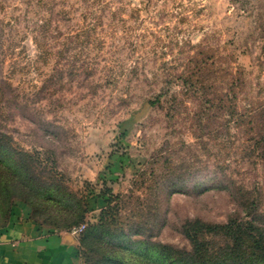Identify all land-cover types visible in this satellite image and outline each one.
Wrapping results in <instances>:
<instances>
[{
    "label": "rangeland",
    "instance_id": "obj_1",
    "mask_svg": "<svg viewBox=\"0 0 264 264\" xmlns=\"http://www.w3.org/2000/svg\"><path fill=\"white\" fill-rule=\"evenodd\" d=\"M0 24L4 76L29 116L53 124L16 113L11 133L88 198L91 223L102 192L150 198L152 240L190 250L186 221L242 215L230 182L264 211V0H0ZM171 167L186 190L147 195ZM51 220L38 218L69 232Z\"/></svg>",
    "mask_w": 264,
    "mask_h": 264
},
{
    "label": "trees",
    "instance_id": "obj_2",
    "mask_svg": "<svg viewBox=\"0 0 264 264\" xmlns=\"http://www.w3.org/2000/svg\"><path fill=\"white\" fill-rule=\"evenodd\" d=\"M3 27L0 24V228L9 224L14 207L24 203L32 210L30 218L40 226L38 218L48 221L50 217L53 225L61 222L59 226L69 231L86 224L80 235L86 264H264V211L252 192L233 182L222 189L229 190L242 215L230 218L225 224L200 219L186 221L181 233L190 242V250L152 240L157 236L149 220L156 221L161 216L157 207L149 206L150 198L148 202L134 194L126 198L109 190L102 192L98 198L104 201L105 208L98 220L91 223L89 214L93 209L88 198L73 192L61 174L52 172L40 152L20 148L11 133L9 122L16 113L40 125L43 132L53 124L29 116L30 106L22 102L4 76L6 30ZM204 69L199 68L200 74ZM183 83L191 84V81L187 77ZM176 170L168 168L156 187L153 182L145 184L147 195L151 197L154 188L159 189L158 198L163 190H168V196L186 190L184 184L188 179L175 177ZM213 188L201 184L195 190L204 194ZM134 202L137 207L131 214L135 220L122 217L123 210Z\"/></svg>",
    "mask_w": 264,
    "mask_h": 264
},
{
    "label": "crops",
    "instance_id": "obj_3",
    "mask_svg": "<svg viewBox=\"0 0 264 264\" xmlns=\"http://www.w3.org/2000/svg\"><path fill=\"white\" fill-rule=\"evenodd\" d=\"M78 241L34 222L27 206L18 203L9 224L0 228V264H82Z\"/></svg>",
    "mask_w": 264,
    "mask_h": 264
},
{
    "label": "built area",
    "instance_id": "obj_4",
    "mask_svg": "<svg viewBox=\"0 0 264 264\" xmlns=\"http://www.w3.org/2000/svg\"><path fill=\"white\" fill-rule=\"evenodd\" d=\"M85 229H86V224H82V225H80L78 227H74L73 229H71L68 232V234L77 239L85 231Z\"/></svg>",
    "mask_w": 264,
    "mask_h": 264
}]
</instances>
